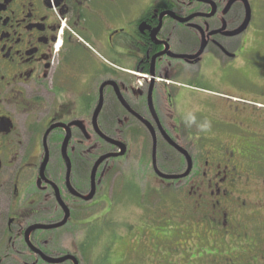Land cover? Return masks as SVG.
<instances>
[{
    "label": "flooded vegetation",
    "instance_id": "obj_1",
    "mask_svg": "<svg viewBox=\"0 0 264 264\" xmlns=\"http://www.w3.org/2000/svg\"><path fill=\"white\" fill-rule=\"evenodd\" d=\"M262 1L0 0V264H83L148 171L184 264H264Z\"/></svg>",
    "mask_w": 264,
    "mask_h": 264
},
{
    "label": "rangeland",
    "instance_id": "obj_2",
    "mask_svg": "<svg viewBox=\"0 0 264 264\" xmlns=\"http://www.w3.org/2000/svg\"><path fill=\"white\" fill-rule=\"evenodd\" d=\"M253 25L264 33V1H262V7L256 12V20ZM130 168L137 169V165L133 164ZM128 177L131 176L128 175ZM132 178L133 182L139 185L142 193L145 196L148 194L149 200H156V196L151 195L148 191L151 187L160 186V184L154 181L153 176L149 175V171L145 173L143 177L135 174ZM128 182L131 183V185L127 186L123 197H116L115 199L117 205L121 206L122 204V209L116 205L115 209L107 214L112 222L107 224L106 221L109 222L110 219L99 218L86 226L91 231V237L89 246L86 249L87 252L83 256V264H167L165 260L173 264H184L185 259L181 260V256H184L183 254L185 252L180 250V246L183 245V242H186L185 237L175 233L173 230H169V228L159 222L166 217L165 214L167 215L169 209H163L159 216L154 214L151 215L150 220L153 218V222L141 219L144 213L143 208H145L141 203L143 200L139 191L134 187V183L131 181ZM166 189L167 187L160 186V195L164 196L166 194ZM115 191H118V188H115ZM163 204L164 202L159 205V207L161 208ZM143 220L144 222H142ZM143 225L150 229L154 228L159 234L164 232L165 236H167L164 240V246L166 250H168L166 251L164 248H159L161 250L159 251L160 253L153 258L146 257V261L144 259V261L141 260L138 256V252L141 248L138 244V240L140 239L141 232H143ZM83 234L84 231L81 227L78 234V236H80V242H82ZM122 236H124L123 239ZM157 242L159 243V240L154 238L153 243L151 241H141L140 243L146 245L152 243L155 244L156 247ZM71 243L72 241L70 239H65L64 249H68ZM162 244L163 243H160V246H162ZM143 247H145V245H143ZM150 247L151 249L153 248L152 250L154 251V245H150ZM178 249L181 255L177 252ZM166 255H169V257ZM200 258L201 255L193 253L188 257V260L200 264Z\"/></svg>",
    "mask_w": 264,
    "mask_h": 264
},
{
    "label": "water",
    "instance_id": "obj_3",
    "mask_svg": "<svg viewBox=\"0 0 264 264\" xmlns=\"http://www.w3.org/2000/svg\"><path fill=\"white\" fill-rule=\"evenodd\" d=\"M249 18H250V12L248 13V19H247V23L246 24H248V22H249ZM184 21V20H183ZM186 21V20H185ZM163 178H166V179H177L178 177H169V176H163ZM70 259H72L74 262H75V264H78V262H77V260H75L72 256H66V257H64V258H61V259H57V260H55V262H57V263H64V262H66V261H68V260H70Z\"/></svg>",
    "mask_w": 264,
    "mask_h": 264
}]
</instances>
